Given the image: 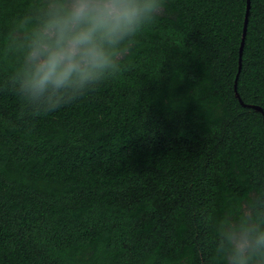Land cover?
Masks as SVG:
<instances>
[{"label": "trees", "instance_id": "1", "mask_svg": "<svg viewBox=\"0 0 264 264\" xmlns=\"http://www.w3.org/2000/svg\"><path fill=\"white\" fill-rule=\"evenodd\" d=\"M32 3L0 0V264H223L216 221L264 208V0L240 71L247 0H167L115 78L43 116L7 79Z\"/></svg>", "mask_w": 264, "mask_h": 264}, {"label": "clouds", "instance_id": "2", "mask_svg": "<svg viewBox=\"0 0 264 264\" xmlns=\"http://www.w3.org/2000/svg\"><path fill=\"white\" fill-rule=\"evenodd\" d=\"M167 0H33L5 41L19 55L8 76L33 116L70 105L115 78L137 38L156 22ZM216 221L213 252L223 264H264V208ZM207 219V218H205Z\"/></svg>", "mask_w": 264, "mask_h": 264}, {"label": "water", "instance_id": "3", "mask_svg": "<svg viewBox=\"0 0 264 264\" xmlns=\"http://www.w3.org/2000/svg\"><path fill=\"white\" fill-rule=\"evenodd\" d=\"M248 1V6H247V13H246V19H245V28H244V34H243V40H242V45H241V58H240V68H239V71L241 70L242 68V54H243V50H244V46H245V41H246V35H247V28H248V23H249V15H250V10H251V0H247ZM235 91H236V96L238 97V99L240 100V102L244 105V106H247V107H251V108H254L260 112L263 113V109L258 107V106H249V105H246L244 103V101L242 100L239 92H238V89H237V85L235 87Z\"/></svg>", "mask_w": 264, "mask_h": 264}]
</instances>
